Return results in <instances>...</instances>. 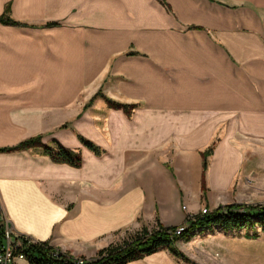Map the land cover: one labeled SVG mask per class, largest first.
<instances>
[{
  "label": "crops",
  "instance_id": "0c3cea01",
  "mask_svg": "<svg viewBox=\"0 0 264 264\" xmlns=\"http://www.w3.org/2000/svg\"><path fill=\"white\" fill-rule=\"evenodd\" d=\"M6 8L19 24L0 21V147L41 135L82 154L76 168L0 152L12 230L94 259L157 221L185 222L182 205L196 204L184 187L201 186L213 141L211 187H229L245 155L264 169V0H0V16ZM99 89L138 106L128 117L90 102ZM169 153L177 171L159 159ZM180 241L188 260L161 249L126 264L199 263Z\"/></svg>",
  "mask_w": 264,
  "mask_h": 264
},
{
  "label": "trees",
  "instance_id": "16d2710c",
  "mask_svg": "<svg viewBox=\"0 0 264 264\" xmlns=\"http://www.w3.org/2000/svg\"><path fill=\"white\" fill-rule=\"evenodd\" d=\"M0 16V21L6 24H19V22L8 17L6 14ZM49 25L56 24L54 22ZM102 95L106 100L109 108L120 109L126 116L130 117L133 110L138 106L135 103H122L111 99L102 94L100 91L94 96ZM81 144L95 155H101L104 150L97 144L78 134ZM214 144L201 152L202 156V173H201V189H206V171L208 169V157L212 154ZM35 148L42 155L50 158L54 163L67 164L72 167H80L82 163L81 152L63 146L56 139L50 144L43 143L41 136H33L27 138L12 147H0V152L19 151ZM169 167V166H168ZM244 208V210H240ZM186 228L179 230V226H164L157 221V227L148 229L143 227L135 232L129 238L124 239L120 243L109 245L108 247L98 250L97 257L87 259L83 256H73L68 253L58 252L57 256H53L54 248L47 242L36 241L31 243L24 249L25 259L29 264H126L129 261L142 258L148 254L161 249H167L172 255L188 260L186 255L178 249L176 241H189L196 231L205 228L218 227L223 231L244 229L246 238H256L258 236L257 226L264 231V204L240 205L237 203L227 204L216 207L204 214L197 213L189 215L186 219ZM184 227V226H182ZM4 226L0 225V243L3 238ZM82 260V263L79 262Z\"/></svg>",
  "mask_w": 264,
  "mask_h": 264
},
{
  "label": "rangeland",
  "instance_id": "374dc122",
  "mask_svg": "<svg viewBox=\"0 0 264 264\" xmlns=\"http://www.w3.org/2000/svg\"><path fill=\"white\" fill-rule=\"evenodd\" d=\"M99 91L104 94L103 91L99 89L94 95H92L90 102L92 100L96 101L100 98L104 99L102 95L94 97ZM88 105L89 103L85 105L84 110L87 109ZM82 115L80 113L79 118H81ZM70 124H72L71 121H68L63 124L62 127H69ZM78 134L80 133L77 132V138ZM214 142L215 141H213L212 144ZM47 144H50V142ZM72 149H77L81 152L80 148ZM27 150L40 153V151L35 148ZM159 159L163 164H169L176 171L178 170L180 159L174 154H160ZM252 160L253 159L250 155H245L243 157L240 169L233 177L232 184L229 187H211L207 181L205 191H202L201 186H197L194 182H191L187 187H184V190L189 197L187 200L188 204H196V210H193V214L201 213L203 209L211 211L216 207L232 203L240 205L264 204V169L262 171H254V168L251 167ZM182 208V212L186 214V219L189 215H192V213L187 212V208H184L183 205ZM240 210L243 211L244 208ZM185 222H183V220L178 222V224L180 223L179 228H186L187 225H185ZM155 227H157V225L151 228L149 227V229ZM257 230L258 236L256 238H246L244 236V229L225 232L218 227L213 226L212 228H205L201 231H196L195 235L187 243L180 241V245L186 249L187 253L192 255L191 257L194 261H198L199 263L184 264H264V231L261 230L260 226H257ZM133 234L134 233H129L127 238ZM194 245L199 247L200 251L195 250L193 247Z\"/></svg>",
  "mask_w": 264,
  "mask_h": 264
},
{
  "label": "built area",
  "instance_id": "2783aa9c",
  "mask_svg": "<svg viewBox=\"0 0 264 264\" xmlns=\"http://www.w3.org/2000/svg\"><path fill=\"white\" fill-rule=\"evenodd\" d=\"M206 212L207 210L203 209L201 213L204 214ZM0 225L4 226L3 238L0 243V264H16L17 261L24 260V249L36 241L26 234L18 233L12 230L8 226L5 218L2 216L1 210ZM180 228L179 230L183 229ZM58 252V249H54L52 255L57 256ZM79 262L82 263V260H79Z\"/></svg>",
  "mask_w": 264,
  "mask_h": 264
}]
</instances>
